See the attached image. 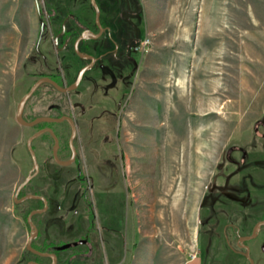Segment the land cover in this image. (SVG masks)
I'll list each match as a JSON object with an SVG mask.
<instances>
[{
  "label": "rangeland",
  "instance_id": "374dc122",
  "mask_svg": "<svg viewBox=\"0 0 264 264\" xmlns=\"http://www.w3.org/2000/svg\"><path fill=\"white\" fill-rule=\"evenodd\" d=\"M55 1L58 17L96 30L90 0ZM96 2L115 37L124 46L131 39L136 63L115 161L93 152L80 153L79 170L59 165L53 140L41 136L33 142L40 172L21 195L46 197L43 233L68 240L73 264H235L225 225L232 219L247 232L264 218V0ZM37 33L34 0H0V264H17L27 213L41 206L14 202L37 133L16 120ZM28 104L34 115L47 110L43 91Z\"/></svg>",
  "mask_w": 264,
  "mask_h": 264
},
{
  "label": "flooded vegetation",
  "instance_id": "af4514ba",
  "mask_svg": "<svg viewBox=\"0 0 264 264\" xmlns=\"http://www.w3.org/2000/svg\"><path fill=\"white\" fill-rule=\"evenodd\" d=\"M34 3L38 20V33L33 49L23 62V76H25V66L31 68L26 73L30 80L28 81L29 86L25 94L42 78H48L61 88L67 89L75 83L82 68H89L83 74L80 83L75 89L62 92L53 84L44 82L35 90L24 106L22 117L26 122H32L39 117L62 119L61 122H39L34 126H23L36 128L37 133L44 129H51L59 141L57 149L58 159L61 161H69L72 159L75 151L74 160L70 165H76L78 170V165L81 160L80 153L84 155L85 159L88 158V154L91 156L93 152L96 154L99 153L101 158L104 159L107 157L114 162L115 151L118 147L117 140L119 139L122 109L124 107V101L130 93L135 75L136 63L134 59L130 58L132 56L130 50L132 44L131 39H129L128 45L124 46L125 40H123V35L122 37L118 36L121 37L118 40L116 38L117 36L115 37L112 33L111 28L107 24H103L101 20L102 30L94 23L97 27L95 31L91 29L78 31L77 27H80L79 21L74 19L75 22L73 23L71 15L65 14L62 17L57 16L55 9L58 5L55 0H34ZM66 6L70 8V0L66 1ZM66 6L64 5L62 8ZM126 28H129L128 31L130 33H135L136 31L135 24H127ZM85 32L88 33L86 36H83ZM77 41H79V52L87 57H82L77 54L75 50ZM125 64L129 66L128 71H119V68H124ZM85 83L87 85L83 89L82 86ZM39 91H43V106L47 110L34 115V107L28 103ZM54 92L63 95L61 103H57L52 98V93ZM58 127L60 130H58ZM73 127L75 134L72 138ZM44 135H48L53 140L49 132H44L37 138ZM71 139L72 145L70 142ZM33 142L32 147L34 149ZM232 151H241L242 159H247V153L244 149H236L235 147ZM53 160L55 161L54 157ZM55 163L57 162L55 161ZM232 164L236 167L238 165L240 166L238 162H232ZM113 171H115L114 168ZM78 178L81 179L80 175ZM29 183L20 190L17 196L18 199L28 195H21V192ZM44 198L46 199V197ZM30 200L39 202L41 206L27 213L26 223L29 227L28 236L26 244L17 259V264H73L71 253L66 254L71 249L68 240L63 238L61 234L58 237L50 238L43 233L40 218L45 211L35 213L31 217L34 228L30 226L28 216L31 212L44 208V202L41 199H28L17 203V205L25 206ZM47 204L49 207L48 200ZM87 205L91 208V203H87ZM90 213L93 212L91 211ZM18 214L21 216L24 215V213ZM234 214L243 216L242 213H230V219ZM91 215V224L89 227L95 231V228H93L95 227V219L94 215ZM263 222L264 218L257 220L249 227L250 229L247 232L244 231L241 223H236L232 219L227 222L224 227V245L228 253L235 256V264H241L244 261L247 264L262 263L261 261L264 259V224L258 227L255 237H249L253 235L257 224ZM34 231H36L35 234ZM97 231L98 229H96ZM260 236L262 238L260 242L255 243L254 241ZM28 244H30L32 250L28 248ZM104 261L102 260L101 262L105 264Z\"/></svg>",
  "mask_w": 264,
  "mask_h": 264
},
{
  "label": "water",
  "instance_id": "95a60500",
  "mask_svg": "<svg viewBox=\"0 0 264 264\" xmlns=\"http://www.w3.org/2000/svg\"><path fill=\"white\" fill-rule=\"evenodd\" d=\"M91 1V4L95 10V18H96V24L98 25V27L102 30V27H101V24H100V10H99V7L97 5V2L96 0H90ZM88 32H85L83 33V36H86ZM78 42H76L75 44V50L77 52L78 55L82 56V57H87L85 55H83L82 53L79 52L78 50ZM89 67H85V68H82L79 72V75L77 77V80L75 81V83L73 85H71L70 87H68L67 89H63L61 88L59 85H57L54 81L48 79V78H42L40 80H38L32 87L31 89L21 98V100L19 101L18 103V106H17V112H16V120L22 124V125H27V126H34L36 124H38L39 122H50V121H56V122H61L62 119H49V118H45V117H39L37 119H35L34 121L32 122H26L23 117H22V113H23V110H24V106L26 104V102L29 100V98L33 95V93L35 92V90L44 82H49L51 84H53L58 90L62 91V92H68V91H71L73 89H75L78 84L80 83L81 79H82V76L83 74L88 70ZM71 121V120H70ZM44 132H49L52 137H53V140H54V147H53V157L55 159V161L58 163V164H61V165H64V166H68L70 165L73 160H74V156H75V151L73 153V157L71 160L69 161H61L58 159V156H57V149H58V145H59V141H58V138L56 137V135L54 134V132L51 130V129H44L38 133H36L35 135L31 136L28 141H27V149L31 155V158H32V162H33V165H32V173L29 174L26 179L24 180V182L22 184H20L18 187H17V190H16V193H15V197H14V202L15 203H20V202H23L25 200H28V199H41L43 202H44V208L42 210H36V211H32L31 214L28 216V223L30 224V226L32 228H34V224L32 223L31 221V217L35 214V213H42L44 211H46L47 207H48V204H47V200L43 197V196H39V195H33V194H28V195H25L24 197H22L21 199H18L17 196L18 194L20 193V190L27 184L29 183L35 176L38 175L39 173V164H38V161H37V158H36V155H35V152H34V149L32 147V142L34 139H36L38 136H40L41 134H43ZM75 134V130H74V127H73V135H72V138ZM71 142V145H72V139L70 140ZM261 224H264L263 223H259L257 224V226L255 227L254 229V233L251 237L249 238H253L255 237V234H256V231L258 229V227L261 225ZM36 233V231H34V234ZM28 248L30 250H32L30 244H28ZM252 263V262H251ZM253 264V263H252Z\"/></svg>",
  "mask_w": 264,
  "mask_h": 264
},
{
  "label": "bare ground",
  "instance_id": "6f19581e",
  "mask_svg": "<svg viewBox=\"0 0 264 264\" xmlns=\"http://www.w3.org/2000/svg\"><path fill=\"white\" fill-rule=\"evenodd\" d=\"M164 130V129H163ZM175 133V132H174ZM171 134V133H170ZM176 135V134H175ZM174 135V136H175ZM191 135V134H190ZM182 137V136H181ZM180 137V138H181ZM184 138V137H183ZM191 138V137H190ZM181 142V141H180ZM180 142H179V144H177V138H176V141H175V143L174 144H176V145H180ZM183 145V144H182ZM157 150V149H156ZM187 151V150H186ZM156 152H158V151H156ZM168 153V152H167ZM171 154V153H170ZM177 154V153H176ZM206 154V153H205ZM159 155V154H158ZM187 155V154H186ZM160 156V155H159ZM158 156V157H159ZM169 156V155H168ZM168 158V157H167ZM162 159V158H161ZM174 160V159H173ZM175 161V160H174ZM185 163V162H184ZM175 164V163H174ZM182 164V163H181ZM176 165V164H175ZM180 164H178V166H179ZM168 168V167H167ZM169 170V169H168ZM175 171V170H174ZM185 172H186V170H185ZM169 173V172H168ZM170 174V173H169ZM185 175H186V173H185ZM166 184H164V186H165ZM167 187V186H166Z\"/></svg>",
  "mask_w": 264,
  "mask_h": 264
}]
</instances>
